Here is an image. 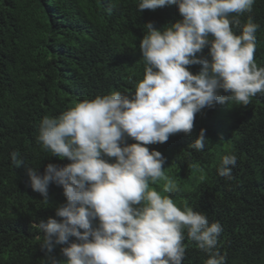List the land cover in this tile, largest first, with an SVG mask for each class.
<instances>
[{
  "label": "trees",
  "instance_id": "16d2710c",
  "mask_svg": "<svg viewBox=\"0 0 264 264\" xmlns=\"http://www.w3.org/2000/svg\"><path fill=\"white\" fill-rule=\"evenodd\" d=\"M137 2L0 0V264H45L37 225L50 216L59 219L55 208L65 202L62 187L54 183L48 201L43 200L26 173L25 165L42 174L48 163L70 162L38 142L42 118L112 91L131 95L144 75L138 47L144 25L160 28L180 19L176 5L138 12ZM249 16L259 25L254 59L264 67V0H255L251 12L230 14L239 20L230 25L235 34ZM197 55L207 57L208 48ZM199 68L191 65L189 71L195 74ZM201 128L209 141L196 151L190 143ZM147 147L165 158L164 172L178 185L168 194L177 206L187 205L209 223L221 224L212 251L225 264H264V94L247 106L225 102L206 107L196 114L191 135L176 133ZM13 152L25 165L13 164ZM228 153L237 156L231 178L217 171ZM162 184L150 186L160 191ZM183 244L182 264H205L210 253L186 232ZM61 247L56 245L52 255L63 260Z\"/></svg>",
  "mask_w": 264,
  "mask_h": 264
},
{
  "label": "clouds",
  "instance_id": "9594fccd",
  "mask_svg": "<svg viewBox=\"0 0 264 264\" xmlns=\"http://www.w3.org/2000/svg\"><path fill=\"white\" fill-rule=\"evenodd\" d=\"M255 0H138L137 10L176 5L180 19L160 28L152 22L139 39L143 78L131 95L118 91L83 99L59 116H45L37 140L42 148L70 162L48 163L41 174L25 165L30 187L48 201L50 184L62 187L65 202L55 217L40 220L39 243L45 264H182L185 232L210 253L205 264H225L212 250L222 232L219 222L170 195L177 183L164 172L165 158L148 145L170 135H191L197 113L225 102L247 106L264 94V67L254 59L259 25L249 16L240 34L230 14L251 12ZM167 25V26H166ZM207 47V57L199 56ZM200 65L195 74L189 66ZM223 90L227 95H221ZM131 138L134 142L127 143ZM209 139L199 129L190 143L196 151ZM114 158V159H108ZM237 156L225 154L218 175L231 178ZM163 182L157 191L150 185ZM71 238H74L71 239ZM56 245L65 259L52 255Z\"/></svg>",
  "mask_w": 264,
  "mask_h": 264
}]
</instances>
